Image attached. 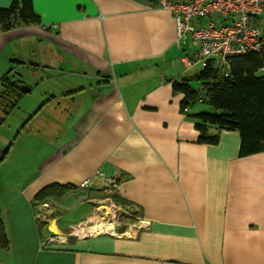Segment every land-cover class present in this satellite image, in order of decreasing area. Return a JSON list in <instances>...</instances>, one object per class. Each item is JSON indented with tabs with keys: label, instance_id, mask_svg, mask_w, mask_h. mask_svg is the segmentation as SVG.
Returning <instances> with one entry per match:
<instances>
[{
	"label": "crops",
	"instance_id": "0c3cea01",
	"mask_svg": "<svg viewBox=\"0 0 264 264\" xmlns=\"http://www.w3.org/2000/svg\"><path fill=\"white\" fill-rule=\"evenodd\" d=\"M31 2L40 25L0 31V78L12 70L19 79L40 73L41 83L69 79L0 135V167L16 141L25 147L20 172L27 147L40 154L15 198L0 204L8 242L0 264H264V152L239 157L230 131L215 145L197 143L171 87L197 72L181 63L195 45L177 41L170 11L139 0ZM258 22L264 29V16ZM85 179L92 186L79 189ZM108 180L111 199L132 208L141 228L77 234L71 229L96 220ZM52 184L76 189L33 207ZM72 198L83 214L63 228Z\"/></svg>",
	"mask_w": 264,
	"mask_h": 264
},
{
	"label": "trees",
	"instance_id": "16d2710c",
	"mask_svg": "<svg viewBox=\"0 0 264 264\" xmlns=\"http://www.w3.org/2000/svg\"><path fill=\"white\" fill-rule=\"evenodd\" d=\"M156 7L160 0H139ZM40 25L31 0L12 2L0 8V31L10 32L19 26ZM31 69L38 68L35 65ZM12 71V70H11ZM0 78V126L18 108L24 83L13 71ZM262 71L263 75L258 76ZM196 83L197 87L192 84ZM172 92L183 96L180 112L193 123L197 143L215 145L221 131L237 132L240 137L239 157L264 152V49L234 56L229 69L222 72L213 65L190 75L171 80ZM205 107L203 110L201 108ZM73 185L52 184L39 190L32 206L62 199L75 190ZM38 224V229H42ZM7 237L0 218V249L7 248Z\"/></svg>",
	"mask_w": 264,
	"mask_h": 264
},
{
	"label": "built area",
	"instance_id": "2783aa9c",
	"mask_svg": "<svg viewBox=\"0 0 264 264\" xmlns=\"http://www.w3.org/2000/svg\"><path fill=\"white\" fill-rule=\"evenodd\" d=\"M156 7L172 14L180 44L191 41L195 45L181 58L187 69L213 65L224 72L229 69L231 57L264 49V29L258 24L264 16V0H160ZM115 180L104 181L106 196L97 203L93 216L96 220L77 228L85 236L120 235L128 229L141 228L143 221L132 208L111 199ZM92 184L93 179H85L78 187L84 190ZM106 206L109 209L105 210ZM94 226H100L99 231H87ZM51 240L47 238L43 244Z\"/></svg>",
	"mask_w": 264,
	"mask_h": 264
},
{
	"label": "rangeland",
	"instance_id": "374dc122",
	"mask_svg": "<svg viewBox=\"0 0 264 264\" xmlns=\"http://www.w3.org/2000/svg\"><path fill=\"white\" fill-rule=\"evenodd\" d=\"M195 70L198 68H194ZM21 76V81L25 84L26 87L32 88V92L29 93L30 96V101H27L24 106H22V102L19 103L18 108L13 111V113L10 115V117L7 119L5 122V125L0 127V135H4L5 131H8L9 133L11 132L8 130V128L13 129V127L20 121L22 117H25L23 112L21 111L22 108H27L29 107H36V105L39 103V100L41 97H48L46 94L47 91L56 93V90H60L64 83L69 79V77L66 76H57L58 78L56 79H51V80H44L43 83L40 82L41 75L40 73L37 74H25L23 72ZM190 75L191 73H187ZM258 76L263 75V72L260 71L257 73ZM192 86L195 88L197 87L196 83H193ZM55 89V90H54ZM63 90V88H62ZM49 98V97H48ZM42 101V100H41ZM205 107L202 106L201 110H203ZM18 122L16 123V121ZM46 141L43 140L42 142V156L46 155L49 149H46ZM23 147L19 141H16L13 144V150H12V159L8 158L0 167V204L2 202H6L9 198L8 195L10 194L9 197L15 198V194H17V189H18V183L23 179L24 176L35 166V160L36 157L38 158L40 154H36V156L33 154L34 149H31L29 147L26 148L27 153L23 159V167H21V172L19 171V158H20V150ZM21 179V180H20ZM14 194V195H13ZM12 198V199H13ZM104 196L101 198V200H104ZM72 205L71 209L66 216H63L60 219V225L64 224V227H67L69 223H73L76 220H78L82 214H83V208L80 207L79 202L80 199L75 200L71 199ZM98 206V205H97ZM101 205H99L100 207ZM104 207V206H103ZM109 209L107 206L105 210ZM67 223V224H66ZM72 230V229H71ZM74 231H77L82 235L83 232L80 229H73ZM73 231V232H74ZM76 234V232H74ZM69 234V233H68ZM71 235V234H70Z\"/></svg>",
	"mask_w": 264,
	"mask_h": 264
},
{
	"label": "bare ground",
	"instance_id": "6f19581e",
	"mask_svg": "<svg viewBox=\"0 0 264 264\" xmlns=\"http://www.w3.org/2000/svg\"><path fill=\"white\" fill-rule=\"evenodd\" d=\"M258 24H259V22H258ZM259 25H260V24H259ZM99 227H100V226H98V228H99ZM52 228H53L54 231H56V228H55V227L52 226ZM98 228L95 227V226H94V227H89V228L87 229V231L96 232V231H99ZM76 232H77V231H76Z\"/></svg>",
	"mask_w": 264,
	"mask_h": 264
},
{
	"label": "water",
	"instance_id": "95a60500",
	"mask_svg": "<svg viewBox=\"0 0 264 264\" xmlns=\"http://www.w3.org/2000/svg\"><path fill=\"white\" fill-rule=\"evenodd\" d=\"M21 90L24 92V93H28L30 91V88L26 87L25 85H23L21 87Z\"/></svg>",
	"mask_w": 264,
	"mask_h": 264
}]
</instances>
